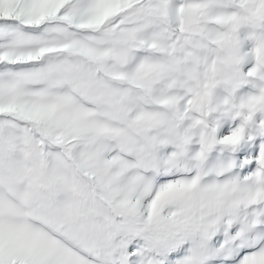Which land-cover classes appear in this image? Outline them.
Here are the masks:
<instances>
[{"label": "snow or ice", "instance_id": "snow-or-ice-1", "mask_svg": "<svg viewBox=\"0 0 264 264\" xmlns=\"http://www.w3.org/2000/svg\"><path fill=\"white\" fill-rule=\"evenodd\" d=\"M0 264H264V0H0Z\"/></svg>", "mask_w": 264, "mask_h": 264}]
</instances>
